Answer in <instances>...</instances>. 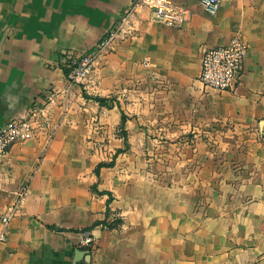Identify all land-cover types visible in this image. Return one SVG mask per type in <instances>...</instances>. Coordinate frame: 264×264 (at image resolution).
<instances>
[{
	"label": "crops",
	"instance_id": "1",
	"mask_svg": "<svg viewBox=\"0 0 264 264\" xmlns=\"http://www.w3.org/2000/svg\"><path fill=\"white\" fill-rule=\"evenodd\" d=\"M170 1L172 27L132 0H0V128L49 117L0 163V212L27 187L0 264H264V0ZM112 29L71 82L65 53ZM236 34L239 82L205 89L203 51Z\"/></svg>",
	"mask_w": 264,
	"mask_h": 264
},
{
	"label": "built area",
	"instance_id": "2",
	"mask_svg": "<svg viewBox=\"0 0 264 264\" xmlns=\"http://www.w3.org/2000/svg\"><path fill=\"white\" fill-rule=\"evenodd\" d=\"M195 1L208 15H215L223 0ZM138 7L149 9L156 21L169 27L178 25L181 16L187 13L185 9L176 6L170 0H132L125 14L133 13ZM117 33V29L108 31L89 52L65 53L63 66L69 69L68 78L71 82L75 84L85 82L99 55L111 47ZM246 52L247 45L239 34L232 37L227 44L205 49L200 62L199 81L202 86L210 91H232L241 78ZM48 128L49 117L41 107H34L26 116L9 121L0 128V163L6 158L13 145L35 136L39 130ZM26 193V186L14 192L11 203L6 206L4 212H0V223L3 228L0 233V244L6 241V228L18 213ZM80 236V245L92 247L94 240L88 233H81Z\"/></svg>",
	"mask_w": 264,
	"mask_h": 264
},
{
	"label": "trees",
	"instance_id": "3",
	"mask_svg": "<svg viewBox=\"0 0 264 264\" xmlns=\"http://www.w3.org/2000/svg\"><path fill=\"white\" fill-rule=\"evenodd\" d=\"M63 69H64V72H65V74L66 75H68L69 74V69H66L65 67H63ZM99 102H103L102 100H99V99H97Z\"/></svg>",
	"mask_w": 264,
	"mask_h": 264
}]
</instances>
